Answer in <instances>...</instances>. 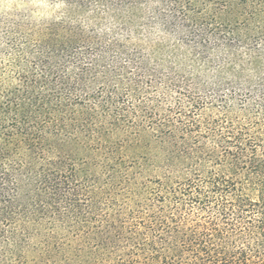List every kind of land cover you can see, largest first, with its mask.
<instances>
[{
  "label": "trees",
  "instance_id": "1",
  "mask_svg": "<svg viewBox=\"0 0 264 264\" xmlns=\"http://www.w3.org/2000/svg\"><path fill=\"white\" fill-rule=\"evenodd\" d=\"M0 12V264H264V0Z\"/></svg>",
  "mask_w": 264,
  "mask_h": 264
},
{
  "label": "rangeland",
  "instance_id": "2",
  "mask_svg": "<svg viewBox=\"0 0 264 264\" xmlns=\"http://www.w3.org/2000/svg\"><path fill=\"white\" fill-rule=\"evenodd\" d=\"M47 0H0V12L8 10H30L35 16L51 15L54 9Z\"/></svg>",
  "mask_w": 264,
  "mask_h": 264
}]
</instances>
